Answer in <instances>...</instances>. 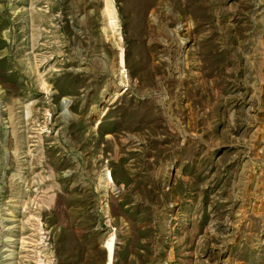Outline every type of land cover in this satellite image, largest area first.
Here are the masks:
<instances>
[{
    "label": "rangeland",
    "instance_id": "1",
    "mask_svg": "<svg viewBox=\"0 0 264 264\" xmlns=\"http://www.w3.org/2000/svg\"><path fill=\"white\" fill-rule=\"evenodd\" d=\"M0 264H264V0H0Z\"/></svg>",
    "mask_w": 264,
    "mask_h": 264
},
{
    "label": "bare ground",
    "instance_id": "2",
    "mask_svg": "<svg viewBox=\"0 0 264 264\" xmlns=\"http://www.w3.org/2000/svg\"><path fill=\"white\" fill-rule=\"evenodd\" d=\"M106 247H107V246H106ZM107 249H108V250H107V251H108V252H107V253H108L107 256H108V259L110 260V259H111V256H112V248H111V246H110V247L108 246Z\"/></svg>",
    "mask_w": 264,
    "mask_h": 264
},
{
    "label": "water",
    "instance_id": "3",
    "mask_svg": "<svg viewBox=\"0 0 264 264\" xmlns=\"http://www.w3.org/2000/svg\"><path fill=\"white\" fill-rule=\"evenodd\" d=\"M114 251V250H113ZM107 254V253H106ZM113 256H114V253H113V255H112V258H113Z\"/></svg>",
    "mask_w": 264,
    "mask_h": 264
}]
</instances>
